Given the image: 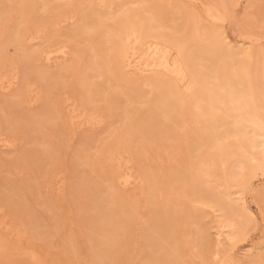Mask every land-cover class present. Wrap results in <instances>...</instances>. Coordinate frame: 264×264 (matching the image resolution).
Listing matches in <instances>:
<instances>
[{
    "label": "bare ground",
    "instance_id": "6f19581e",
    "mask_svg": "<svg viewBox=\"0 0 264 264\" xmlns=\"http://www.w3.org/2000/svg\"><path fill=\"white\" fill-rule=\"evenodd\" d=\"M243 14L241 26L262 27L259 17ZM228 19L217 0H0V23L13 25L10 32L0 25L7 34L3 33V41L20 53V64L30 72L37 63L43 66L35 71L42 87L65 85L59 91V102L46 106L51 119L66 121L74 134L77 127L102 128L110 118L120 117L114 121L115 128L105 130L107 137L100 147L96 145V153L82 149L73 158L85 166L84 172L96 173L95 183L88 188L89 198L85 195L88 212L81 213L85 225L91 223L84 230L89 235L86 244L66 238L59 246L75 257L74 264H128L131 220L135 222L138 213L141 247L137 264H185L184 251L190 244L201 264H210L225 252L222 234L234 241L256 225L257 214L247 201L246 188L252 178L264 176V48L258 47L259 39L249 36L237 40L227 29ZM15 60L9 62L8 70L0 61V90L12 89L17 83ZM66 78L75 85L71 93ZM36 81L23 85L28 104L43 97L40 93L46 87L40 89ZM33 91L35 95L29 96ZM41 119L46 121L47 115ZM36 124L32 126L39 130L41 122ZM2 134L0 147L11 149L14 138ZM163 145L168 154L178 149L180 166L189 167L167 168L166 174L157 170L152 163L157 158L151 151L158 147L161 158ZM48 148L43 151L50 159L56 152ZM159 162L156 167L165 170L167 165L164 168ZM56 175L53 172L52 181ZM61 180L55 188L64 192L69 181ZM177 189L185 199L207 204L208 213L212 208L218 211L215 221L221 230L216 235L211 236L204 226L202 213L189 212L186 203L187 208L179 205L183 199ZM156 191L165 193L164 200L155 199ZM174 193L179 196V201L178 196L175 199L178 207L185 211L177 207L181 217L185 216L183 225L176 204L169 202ZM254 202L264 213V183L255 191ZM2 214L0 210V253L6 254L26 232L9 225ZM50 217H54L49 220L51 227L58 220ZM48 230L52 237L58 231ZM183 238L190 248L183 250ZM46 242L47 247L51 245L48 249L54 247ZM23 251L33 264H46V256ZM261 260L264 241L232 264H260Z\"/></svg>",
    "mask_w": 264,
    "mask_h": 264
},
{
    "label": "rangeland",
    "instance_id": "374dc122",
    "mask_svg": "<svg viewBox=\"0 0 264 264\" xmlns=\"http://www.w3.org/2000/svg\"><path fill=\"white\" fill-rule=\"evenodd\" d=\"M217 1L219 2L220 7L229 15L228 25H227L228 31L230 33H232L234 36H237L236 37L237 40L241 39V38H243L245 40L246 37H248V36L251 38L259 39L258 43H257L258 47L264 48V0H217ZM250 1H253V3ZM250 3H252L251 6H250ZM245 12L250 13V15H252L254 17H257V18L259 17L260 24L262 25V27L257 28V25H254V24H252V25L249 24L250 26L247 24H243V26H241L242 14L243 13L245 14ZM258 14H260V15L258 16ZM11 20H13V22H15L14 18H12ZM11 20L9 19L8 22L11 23L12 22ZM3 22L5 24L0 23V25H2V29L4 27V28H6V30H8L7 32H10L9 29H10V27L11 28L13 27V25H14L13 22H12L13 25L10 27H7V26H9L11 24L8 25L7 24L8 22H6V21H3ZM4 25H6V26H4ZM1 30H0V36L2 35L1 36L2 39H0V41L2 40L3 43L2 42L0 43V51L2 52V53L0 52V54H1L0 58H2V55H3L4 59H0V61H2V60L4 61L6 59L4 62H1L2 63L1 66L6 67L7 70L10 69L11 68L10 65H12L14 62L12 60H15L13 58H16V60H15L16 63H14V64L17 66V70H18V81L13 86L12 89L0 90V91L4 92V93L0 94V131L3 133L1 137L7 136V138H14V140L16 142L15 145L11 149H6L3 147H0V210H1V213H3L2 218L9 225L12 224V225H16L18 227H21V229L23 231H25L27 234L25 233L24 238H23V240H21V242H18V244H17V242L14 243V246H13L14 248L10 247V249L6 252V254L0 253V264H27V263L33 264L32 258L29 256V254H26L24 251L22 252V249L25 251L30 249L31 251L34 252L35 255L39 254L40 256L41 255L46 256V259H45V261H47L46 264H55V263L56 264H74L73 261H74L75 257L73 259L70 255H68V253H66V250L64 248H63L64 250H62L61 247H63V245L61 247H59V246L61 245V242L63 244V241L66 238H67L66 240H68L69 238H73L75 242H77L78 244H81L83 246L86 244V240L88 239L89 235L88 234L86 235L85 231H86V228L88 226L89 227L91 226V223H88L90 225H87V223H86L87 227L85 228L86 225L83 222V220L81 219V218H83L81 216V213L84 210H85V212H88V211H86V206H87L88 202H86V196L85 195H87L89 198V196H90L89 195V192H90L89 186L93 181L95 183V181H96L95 180V177H96L95 174L96 173L95 174L94 173L88 174V173L84 172L85 166H83V164H79L78 162L77 163L73 162V158H74L75 154L82 149L83 150L85 149L84 150L85 152L87 150L88 154L96 153L98 146L100 147V145H101L102 139L107 137V131L105 133V130H108L109 128L111 129L115 124H117V122L115 123L114 121H116L117 119H120V117L117 116V119L114 117L112 119L110 118L109 121L107 123H105V125H102L103 126L102 128L101 127H95V129H94L93 127L89 128V127H85V126H82L79 128L77 127V128H75V133L71 134L70 133V127H71L70 124H68L66 121H62V120L60 121L59 118L51 119V116H49V113L47 112L51 103L53 104V103H55V101L59 102V93L62 92V89H63V88H61V86L64 87L65 85L61 84V86H58L59 89L54 88V85H53V88L51 86H45L46 88L42 87V85L40 84L41 82L38 83L39 79L37 78V75H38L37 70H39L40 66H41L40 68H43V66L40 63L39 64L37 63V66L36 65L31 66V68L34 67L31 69V72L26 70L25 66H22L23 65L22 61L20 62V60H21V58H19L20 53L17 50H15L16 52H14L15 48L13 46L9 45L8 43H4L5 40L3 41V39L7 34L3 30L1 33ZM3 33L5 34V36H3ZM243 33H245V35ZM32 44H34V42ZM6 45H7V47H6ZM4 46L6 48H4ZM8 47H10V48H8ZM11 49H12V51H10ZM10 56H12V57H10ZM20 57H21V55H20ZM17 58L19 61L18 64H17ZM9 62H11L12 64H10ZM18 66L21 69H19ZM20 66H22V67H20ZM4 70H5V68H4ZM32 71H34V72L37 71V72H35V74H33L34 72H32ZM7 73H8V71H7ZM31 80L36 81L37 85H39L37 87H40V89H41V87H42V89L45 88L43 90L46 93H44L42 91L40 93L41 96H43L42 98L36 100L35 103L30 102V104H28L29 102L25 101L26 95L23 92V87H24L23 85L26 82L31 81ZM63 80L67 81V78L63 79ZM67 85H68L67 88L69 87V90L67 89L69 91V93L73 92L75 85L74 84L72 85L70 82H68ZM47 87L51 88L50 91H48ZM37 89H39V88H37ZM21 92H23V94ZM42 93H44V94L42 95ZM17 95H19L20 98L19 97L17 98ZM28 95L34 96L35 93L33 91L32 93L29 94V92H28ZM23 96H25V97H23ZM22 97L24 98V100H22ZM28 98H30V97H28ZM46 106H49V107L47 108ZM45 109H46V111H45ZM44 112H47V114ZM41 115L42 116L47 115L46 121H45V119H43V120L41 119V118L45 117V116L42 117ZM37 120H38V122H41V125H42V126L41 125L39 126V128H40L39 130H38V128L36 130L35 127H33V126H37V124H36ZM39 120H41V121H39ZM46 122L48 125L46 124ZM56 123H57V125H56ZM3 124H4V126H3ZM32 124H33V126H32ZM44 126H46V127H44ZM47 126H48V128H47ZM116 126L117 125H115L114 128ZM44 128H47V129H44ZM45 140H48L49 142H47ZM47 143H49V145ZM46 144L48 146H46ZM97 144H99V145L96 147ZM49 146H50V150L52 151V153L56 152L55 153L56 157L53 156V157H55L53 159V161H52L53 157H51L49 159L45 156L44 151L49 149L48 148ZM165 146L163 145V148H161V149L159 148V150L163 149V151H160V153L164 152L165 154L164 153L163 154L167 157H165L163 154H162V156L160 155L161 158L157 157L158 156L157 154H159V151L157 150L158 147H156L157 149H155L156 152L154 149H153V151H151L152 157H154L156 155L155 156V158H157L156 164L157 163L161 164V162H159V161L162 160V165H164V168L167 165L165 170H164L163 166L160 165L157 168L155 162L152 161L153 165L155 166V168L157 170L159 168H161L164 171L162 174H164V173L166 174L168 172V169L174 170V168H175V169H181L182 170L186 166L189 167L188 164L187 165L181 164V166H180V162L178 160V157H179V152H178L179 150L178 149L174 150L173 152L168 154L169 150L167 148H165ZM52 148H54V151L52 150ZM152 152H155V153H152ZM42 153H43V155H42ZM163 157H165V158H163ZM46 158L49 159V161ZM155 158H153V159L155 160ZM165 159H166V161H165ZM42 160H43V162H45V160L48 161V163L45 162L46 168H44V165H43L44 163H42ZM157 160H159V161H157ZM71 161H72V163H71ZM177 161L179 162V164L177 163ZM49 164H52V167ZM48 165L51 168H48ZM176 165H178V166L176 167ZM80 167H81V169H80ZM42 168H44L43 169L44 171H42ZM45 169L46 170L52 169V170H49V173L47 172V174H44ZM165 171H167V172H165ZM53 172L58 173V176L61 173L59 177H57V175H56L55 178L57 179V181H56V179H54V181H52V179H51ZM162 174H160V176H162ZM44 175H46V176H44ZM89 176H91V177H89ZM88 178H89V180H88ZM61 179L62 180L66 179V180H64L66 182L69 181V185L66 188L69 190L66 191V189H65L63 192L60 189L55 188L56 187L55 182H58ZM86 182H88V183L86 184ZM156 182H160V181H156ZM263 183H264V176L258 175L257 177H254L251 179L250 184L246 188L247 201L250 204V206L252 207V209L254 210V212L257 214L256 225L253 226L252 228L247 229L248 231L247 230L245 231V234H246V232H248L247 235L243 234L244 236H242L241 238H238L234 241H228L227 239H224V238H226V235H225V233L222 234L221 237L225 236V237H223V241L225 240L226 242H228V243H226V242L222 241L226 245L225 252L223 253V256L220 260L215 261V262L212 261L210 264H232V260H234L235 258L240 256L241 254H243L245 251L249 250L251 247L260 243L261 241H264L263 240L264 239V227H263L264 226V219H263L264 213H263V210L260 207H258L254 202L255 191ZM33 184H35V185H33ZM95 186H98L97 182H96ZM102 187H103V185L99 186V188H101V189H102ZM183 187L184 186H182V188ZM84 190L87 193L83 194ZM177 191H178V195L181 196L180 198L176 194ZM176 193H174V195L172 196L171 200H169V202L171 201L170 203H172V201H173V204L177 205L176 206V205L171 204L174 206L175 211L178 212V214H180L179 215V219H180L179 224L180 225H183L184 222L186 221V220H184L185 216H184V218H182L183 215H181L180 210L184 211V209H181V207H182L181 203L182 204L186 203L191 208L188 207L186 204H185V207L184 206L183 207L184 208L188 207L187 209L189 210V212L194 209L195 211L203 214V216H204L203 219L205 220V223H206V224L204 223L205 225L204 224L203 225L205 227H207V230L210 232L211 236L214 234L216 235V231L218 229L221 230V228L218 227V223H216V221H215L217 219L216 214L218 213V211H216L215 208H212V210L210 209V211L208 213L207 204H205L206 205L205 206L202 202H196L191 197H188V199L186 197V199H185L184 196H182L181 191H179L178 189L176 190ZM158 194L161 195L162 197L159 196ZM156 195L158 196V198H156ZM176 196H178L177 199L178 198L183 199L182 200L183 202L180 201V204H179L181 206L180 208L178 207L179 205L177 204L179 199H178V201L175 200ZM20 197L22 200L24 199V201L20 200ZM164 197H166L165 193H161V192L159 193L158 191H156V193H155V199L156 200H158L159 198H163V199H159V200H164ZM173 197H175V198H173ZM88 198H87V200H88ZM191 202L192 203L195 202V203H193V205H192ZM198 203L200 205L202 203L204 206H202V205L197 206ZM21 205H23V206H21ZM194 205H195V207H194ZM177 207L180 210L177 211ZM200 207H202L204 209H202ZM205 208L207 211L205 210ZM87 209H88V207H87ZM202 210H204V212ZM186 212H188V211H186ZM42 214H43V217H42ZM86 214L84 213V215H86ZM46 215H47V217H46ZM53 215L58 220L57 222H56V219L54 220L58 224L53 223V224L57 225V226L55 225V227L57 229L55 227H53V224H51L52 226L50 227L49 222L52 221L54 219V217L52 220L49 219V217L53 216ZM136 216H135V219H136L135 222L133 219L131 220V225H132L131 229L133 228L132 229L131 242H133V243H130V244H132V247L130 246L131 251H130L129 256H128V261H129L128 264H137V261L139 258V253H140V247H141L140 241L141 240L139 239L140 238V234H139L140 229L139 228L141 225L140 224L141 223L140 222L141 216L139 213ZM205 216H206L207 220H206ZM213 217L214 218L216 217V218L213 219ZM50 218H52V217H50ZM46 219H47V222H46ZM203 219L201 220V222L202 221L204 222ZM34 220L35 221L37 220L39 225L36 224L37 226H34ZM212 220H213V222H212ZM43 221H45V222H43ZM181 222H182V224H181ZM44 228L47 230L49 229L48 231H50V232H56L57 230L58 231L55 233V237H52L54 234L52 236L48 235L49 232L47 233V230L45 231ZM53 229H55V230L53 231ZM36 231H38V232H36ZM43 232L46 233V235ZM217 234H218V232H217ZM186 237L187 236H185V238ZM187 240L188 239H186V240L184 239V244L182 247L183 250H184V247L188 248L190 246L191 248H193V246H191V244L190 245L188 244L189 241H187ZM46 241H49L48 243L53 244L52 246H54V247L51 249H48L50 244L47 247ZM185 243H187V245H189V246H186ZM26 244L28 246H26ZM15 246H17L19 249ZM190 249H187L184 251L185 254L187 252L185 257L189 256L188 259L184 257L185 261H187L185 264H201V261L199 260V258L196 257L197 255L194 254L195 252L191 251V250L194 251V248L191 250ZM11 250H13V251H11ZM14 250L15 251L19 250V251H18V253H16ZM47 253H48V255H47ZM231 257H232V259H230ZM87 262L88 261H85L84 263L82 262V264H89Z\"/></svg>",
    "mask_w": 264,
    "mask_h": 264
},
{
    "label": "snow or ice",
    "instance_id": "6c2138e0",
    "mask_svg": "<svg viewBox=\"0 0 264 264\" xmlns=\"http://www.w3.org/2000/svg\"><path fill=\"white\" fill-rule=\"evenodd\" d=\"M260 264H264V260H261Z\"/></svg>",
    "mask_w": 264,
    "mask_h": 264
}]
</instances>
